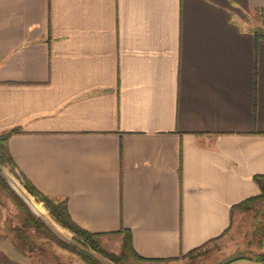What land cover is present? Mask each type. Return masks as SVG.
<instances>
[{
    "label": "crops",
    "instance_id": "crops-1",
    "mask_svg": "<svg viewBox=\"0 0 264 264\" xmlns=\"http://www.w3.org/2000/svg\"><path fill=\"white\" fill-rule=\"evenodd\" d=\"M257 30L264 0H0L14 164L80 228L127 234L140 264L229 236L264 177ZM248 247L221 264H264V234Z\"/></svg>",
    "mask_w": 264,
    "mask_h": 264
},
{
    "label": "rangeland",
    "instance_id": "rangeland-1",
    "mask_svg": "<svg viewBox=\"0 0 264 264\" xmlns=\"http://www.w3.org/2000/svg\"><path fill=\"white\" fill-rule=\"evenodd\" d=\"M11 194L15 195L27 208L33 217L45 225L54 239L47 237L31 225H25L24 215L16 207L11 196L0 187V264H87L79 258L75 251H83L90 254L103 264H113L107 258L91 252L74 243L71 235L59 228L51 217L32 207L34 202L26 192L8 174L3 175ZM261 208V204H255L249 210L243 212L241 219L237 220L230 233L224 238L204 246L192 255H187L171 263L164 264H221L235 256L248 255V250L255 246L257 241L253 239L251 230L255 221V212ZM99 247L107 254L120 255L123 235L119 242L115 236H98ZM10 248V253L9 249ZM75 250V251H74ZM6 251L7 255L4 254ZM132 257H127L124 264H140Z\"/></svg>",
    "mask_w": 264,
    "mask_h": 264
},
{
    "label": "trees",
    "instance_id": "trees-1",
    "mask_svg": "<svg viewBox=\"0 0 264 264\" xmlns=\"http://www.w3.org/2000/svg\"><path fill=\"white\" fill-rule=\"evenodd\" d=\"M255 36L256 38L264 39V32L257 30L255 31ZM15 133H17L16 129L0 133V187L11 196V198L15 201L14 203L16 207L21 213H23L25 225L33 226L36 231L47 237H51V239H54L55 241V236L50 233L49 229H47L45 225L38 222L33 215L29 213L26 206L15 195L11 194V190L8 188L3 175L8 174L14 181H16L17 184L34 201L31 203L32 207L38 210L39 213L45 211L59 228L66 230L71 235L72 241L77 245L107 258L113 264H124V260H126L128 256L132 257L136 261H142V259L135 255L132 251L130 238L127 234L123 235L119 256L105 253L98 244L97 237L99 234L90 233L75 224L69 216L67 205L64 200H54L45 196L21 173V171L14 164L7 148L9 137ZM253 180L259 187L260 193L255 197L243 200L239 204L235 205L233 209L249 210L252 205L261 204V208L254 214L255 221L251 230L253 239L257 241L256 249H259L264 234V177L255 176ZM201 248L202 246L195 248L186 255H192ZM75 253L87 264H103L97 259L92 258L90 254H86L83 251H75ZM257 260L264 261V254H258Z\"/></svg>",
    "mask_w": 264,
    "mask_h": 264
}]
</instances>
